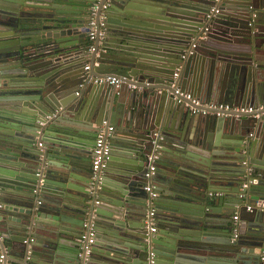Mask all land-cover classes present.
<instances>
[{
	"label": "water",
	"instance_id": "obj_1",
	"mask_svg": "<svg viewBox=\"0 0 264 264\" xmlns=\"http://www.w3.org/2000/svg\"><path fill=\"white\" fill-rule=\"evenodd\" d=\"M96 1L0 0V251L9 243L11 262L78 264L93 221L87 264H149L150 252L154 264H259L264 0L238 9L228 0H103L107 37L90 52ZM179 68V85L202 103L254 110L192 113L170 86ZM109 76L123 81L118 90L95 82ZM109 126L111 152L94 180L96 139ZM157 141L148 242L145 173Z\"/></svg>",
	"mask_w": 264,
	"mask_h": 264
},
{
	"label": "built area",
	"instance_id": "obj_2",
	"mask_svg": "<svg viewBox=\"0 0 264 264\" xmlns=\"http://www.w3.org/2000/svg\"><path fill=\"white\" fill-rule=\"evenodd\" d=\"M102 1L103 0H97L90 6V17L87 24V39L91 44L90 52L94 51V43L98 39L102 40L107 37V9L109 5L108 3L103 4ZM216 1L220 2L221 0ZM217 12L218 11L215 8H213L211 11V13L213 14ZM210 16L211 15H209V17ZM199 39H203V37H200ZM196 46V41H194L191 44L190 48L185 51V53L182 55V58L185 60L190 55H192ZM86 69H88V66L86 67ZM179 73L180 68L175 71L170 85L172 88L174 99L178 100V102L180 103H185L194 114H211L216 116H223L225 114L233 112H252L254 110V107H235L228 104H204L199 98L194 96L192 93L182 90L179 85ZM95 82L98 84L106 83L113 85L118 90L123 81L120 77L109 76L106 78L97 79ZM258 110H264V105L260 106ZM106 124L107 123L104 122L103 126H106ZM113 131L114 127L112 126L102 127L101 132L99 133L98 138L96 139L94 158L92 162L94 180H97V178L100 176L102 169L105 167L106 162L109 159L111 148L109 147V144L106 141V134L112 133ZM160 140H162V138ZM39 146H42V144L40 143ZM160 148L161 147L158 144V141L155 142L153 153L148 155V169L145 173V178L147 180L145 191L148 193L150 199V208L145 218V227L147 230L146 240L148 242H151L153 234L157 231V220L152 199H155L158 196V193L156 191V185H154L152 182V177L157 171L158 162L160 160ZM0 208H2V205H0ZM250 209L251 207H249V210ZM261 212L262 214H264V207L261 209ZM233 219L234 221H237L238 216H234ZM85 230V234L82 237L81 252L79 254L80 262L78 264H87L88 258L90 257L92 252V247L96 240V231L93 221L85 222ZM234 233L236 236L237 234L235 231ZM154 262L155 254L153 252H150L149 264H154ZM0 264H13L11 261L8 260L6 250L0 251ZM259 264H264V250H262L260 254Z\"/></svg>",
	"mask_w": 264,
	"mask_h": 264
},
{
	"label": "crops",
	"instance_id": "obj_3",
	"mask_svg": "<svg viewBox=\"0 0 264 264\" xmlns=\"http://www.w3.org/2000/svg\"><path fill=\"white\" fill-rule=\"evenodd\" d=\"M241 1L240 0H228V4H227V6H229V7H231V8H234V9H238L239 7H238V3H240ZM131 4H133V3H131ZM230 12H232V11H230ZM113 40H117L118 41V37H113ZM180 85H181V87L183 88V83L181 82L180 83ZM187 86H188V84H187ZM186 92H190L189 91V87H185V88H183ZM190 93H192V92H190ZM193 94V93H192ZM194 95V94H193ZM196 96V95H195ZM13 207V206H12ZM11 206H10V208H12ZM18 208V207H17ZM20 209V208H19ZM19 214L17 213V212H15L14 213V216H12V218L11 219H13V220H20L19 219ZM207 237H214V238H220L219 237V234H217V233H209V234H207V235H204V238H207ZM5 249L7 250V253H8V247H10V244L8 243V244H6L5 245ZM10 258H11V260L13 261L12 263L13 264H25L26 262L25 261H18V259H16L13 255H10L9 256ZM15 262H19V263H15Z\"/></svg>",
	"mask_w": 264,
	"mask_h": 264
}]
</instances>
